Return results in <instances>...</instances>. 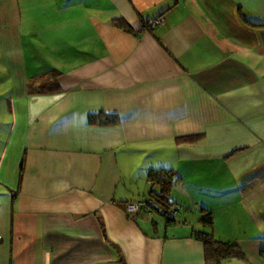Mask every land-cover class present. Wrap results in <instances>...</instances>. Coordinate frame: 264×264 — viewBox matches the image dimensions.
Listing matches in <instances>:
<instances>
[{
    "label": "crops",
    "instance_id": "1",
    "mask_svg": "<svg viewBox=\"0 0 264 264\" xmlns=\"http://www.w3.org/2000/svg\"><path fill=\"white\" fill-rule=\"evenodd\" d=\"M200 208L264 264V0H0V264H204Z\"/></svg>",
    "mask_w": 264,
    "mask_h": 264
},
{
    "label": "trees",
    "instance_id": "2",
    "mask_svg": "<svg viewBox=\"0 0 264 264\" xmlns=\"http://www.w3.org/2000/svg\"><path fill=\"white\" fill-rule=\"evenodd\" d=\"M153 20V19H152ZM147 21L144 27L152 28L149 26ZM53 71V70H52ZM54 72V71H53ZM57 73H45L42 78V82L39 84L40 90H51L57 88V83L55 82V77ZM115 121L114 115H108L103 112H98L89 116V122L95 124H107ZM189 139V138H185ZM171 170H165L161 168L149 169L146 172V177L150 182L151 186L157 184L159 186L158 193H153L152 190L149 191L147 198L154 199L155 204L160 206L169 205L167 192L169 188V181L171 179ZM163 213H168L170 210L169 206H165ZM168 220V218H167ZM198 222L205 227H208V231L204 230H193V236L197 238L203 246V258L204 264H220L224 259L231 257H242V252L239 246L235 242L220 241L212 235L211 225L212 217L208 210L200 208Z\"/></svg>",
    "mask_w": 264,
    "mask_h": 264
},
{
    "label": "built area",
    "instance_id": "3",
    "mask_svg": "<svg viewBox=\"0 0 264 264\" xmlns=\"http://www.w3.org/2000/svg\"><path fill=\"white\" fill-rule=\"evenodd\" d=\"M158 23H159L158 19H153L148 22V25L153 26ZM153 208H155V202L149 198H145L143 201L128 203L125 205V211L129 214L138 212L140 210H143V211L148 210V209L151 210ZM173 213H174L173 209H170L168 211V215H173Z\"/></svg>",
    "mask_w": 264,
    "mask_h": 264
}]
</instances>
